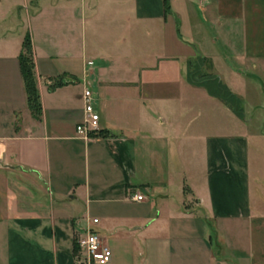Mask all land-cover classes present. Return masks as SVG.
<instances>
[{
    "label": "crops",
    "instance_id": "obj_1",
    "mask_svg": "<svg viewBox=\"0 0 264 264\" xmlns=\"http://www.w3.org/2000/svg\"><path fill=\"white\" fill-rule=\"evenodd\" d=\"M166 7L0 0V264H82L88 227L106 264H264V0ZM27 34L40 119L20 68ZM198 56L245 118L190 81ZM86 88L103 136L77 133Z\"/></svg>",
    "mask_w": 264,
    "mask_h": 264
},
{
    "label": "trees",
    "instance_id": "obj_2",
    "mask_svg": "<svg viewBox=\"0 0 264 264\" xmlns=\"http://www.w3.org/2000/svg\"><path fill=\"white\" fill-rule=\"evenodd\" d=\"M165 3L167 5L166 10H168V0H165ZM20 68L21 72L24 78L25 82V88L27 92V100L29 108L33 114L34 117L37 119L41 118L42 115V103L40 99V93L37 87V76L35 73V62H34V53L31 43L30 35L27 34V36L24 39L23 42V49L21 51L20 57ZM205 59H203L201 56H198L195 62V68L191 70L189 73V79L192 82H195L199 85H204L207 90L214 96L222 98L225 102L229 104V106L234 110V112L239 115L240 117H244V110L240 107V99L237 95L232 93L226 85L221 83L218 78L208 76L203 71V65H204ZM196 73L200 74L203 73V76H197ZM201 78V79H200ZM217 80L220 84L219 92H215L213 87L207 85V82ZM64 82L62 80L55 81L51 86L50 89L53 90L54 88L58 86H62ZM91 136H103L105 135L104 131L99 130L95 132L90 133ZM79 246L75 240L74 244V251L75 254L79 251Z\"/></svg>",
    "mask_w": 264,
    "mask_h": 264
},
{
    "label": "built area",
    "instance_id": "obj_3",
    "mask_svg": "<svg viewBox=\"0 0 264 264\" xmlns=\"http://www.w3.org/2000/svg\"><path fill=\"white\" fill-rule=\"evenodd\" d=\"M177 0H168V2ZM92 64V62H91ZM83 100L85 101V120L77 125V133L83 137L91 136V132H97L100 129V114L95 107L93 101V93L86 88L83 92ZM134 200L142 201L145 196L137 191L132 196ZM93 223H98V219L94 218ZM79 251L76 254L78 261L82 264H106L112 258L111 248L105 244L102 237L92 227L86 229V233L76 239Z\"/></svg>",
    "mask_w": 264,
    "mask_h": 264
},
{
    "label": "rangeland",
    "instance_id": "obj_4",
    "mask_svg": "<svg viewBox=\"0 0 264 264\" xmlns=\"http://www.w3.org/2000/svg\"><path fill=\"white\" fill-rule=\"evenodd\" d=\"M196 75L197 76H203V73H200V74H198V73H196ZM201 79V78H200ZM207 85H209V86H211V87H213V89H214V91L215 92H219L220 91V89H219V86H220V84H219V82L217 81V80H214V81H209V82H207ZM201 86H204L203 84L201 85ZM205 87V86H204ZM206 88V87H205ZM207 89V88H206ZM239 99H240V107L245 111V104H244V101H243V99H242V97H240L239 96ZM248 110L249 111H252V109L250 108V106L248 107ZM257 111V113H256V115L254 116L255 117V120L256 121H258L259 119H256V116H258V115H261L262 117H263V114H264V109H262V110H259V109H257L256 110ZM253 114V113H252ZM250 117H252V115H250ZM259 117V116H258ZM245 118V117H244ZM259 118H261V117H259ZM255 120H253V124H256V121ZM262 123V121H259V125ZM262 127L264 128V118H263V124H262Z\"/></svg>",
    "mask_w": 264,
    "mask_h": 264
}]
</instances>
